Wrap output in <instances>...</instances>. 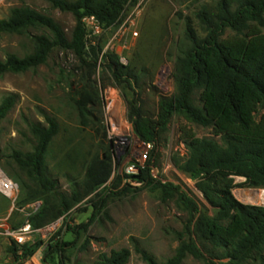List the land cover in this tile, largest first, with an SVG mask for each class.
I'll use <instances>...</instances> for the list:
<instances>
[{"label": "trees", "instance_id": "trees-1", "mask_svg": "<svg viewBox=\"0 0 264 264\" xmlns=\"http://www.w3.org/2000/svg\"><path fill=\"white\" fill-rule=\"evenodd\" d=\"M43 1L74 17L71 35L44 12L26 5L11 8L8 16L0 19V37H20L30 48L23 55L7 53L0 61V76L37 69L55 53H62L64 60L72 54L78 65L71 75L81 72L87 83L72 100L82 125H89L94 117L89 106L98 100L89 83L102 48L91 44L84 19L94 17L99 27L110 29L121 21L131 0ZM184 36L174 62L175 92L171 97H161L154 115L144 110L138 98L130 100L128 96L129 91L135 93V88L141 87L148 72L123 65L114 54L104 58L112 79L124 93L130 122L141 141L156 145L175 118L187 123L179 128L186 155L175 157L173 162L195 181L213 209L210 215L179 187L156 181L149 162L134 178L159 192L164 201L174 202L188 219L185 231L178 235L175 255L165 263L145 250L137 248V253L145 264H183L188 257L202 264H264V207L244 205L232 194L235 177L245 178L250 188L264 189V0H217L213 5H203L186 20ZM16 103L13 94L2 99L0 123ZM46 122L29 124L31 151L14 149L5 156L0 149V163L6 159L18 168L16 177L26 192L24 202L42 203L30 219L33 229L62 216L79 198L77 192L72 197L61 193L57 180L49 174L47 153L60 125L51 116H46ZM189 125L210 129L212 136L200 138ZM109 159L106 156L105 161L90 167L88 191L101 184ZM15 245L10 252L21 249L26 258L40 243ZM68 246H51L46 257ZM131 256L127 247L111 249L91 264H129Z\"/></svg>", "mask_w": 264, "mask_h": 264}, {"label": "rangeland", "instance_id": "rangeland-1", "mask_svg": "<svg viewBox=\"0 0 264 264\" xmlns=\"http://www.w3.org/2000/svg\"><path fill=\"white\" fill-rule=\"evenodd\" d=\"M216 1L148 0L136 9L138 1L132 0L121 21L107 30L99 27L94 18H85L91 44L102 48L89 83L98 93L97 104L89 106L94 113L89 125H82L72 100L75 92L87 84L81 72L71 75L72 68L78 65L72 54L64 60L62 53H55L46 65L37 69L0 76V102L9 94L17 96L15 107L0 123L2 154L9 156L14 149L31 151L33 137L29 124L46 125V116L54 117L60 131L47 153L49 174L57 180L61 193L67 197L74 192L79 194L77 202L62 216L43 228L33 229L30 219L42 203L24 202L26 192L17 180L18 168L11 161L2 160L0 168L18 183L20 191L16 199L0 193V264H91L101 253L122 247L131 250L129 264H145L137 248L165 263L175 255L178 235L185 231L188 216L174 202L164 201L159 192L134 178L149 162L150 174L156 181L174 184L196 201L202 211L213 215L195 181L180 172L173 162L175 157L186 155L179 128L187 123L175 118L156 145L141 141L130 122L124 93L112 79L104 58L114 54L123 65H130L140 73L148 72H143L141 87L135 88V93L129 91L128 96L130 100L138 98L144 110L156 114L161 97H171L175 92L174 62L178 47L185 40L186 20L201 6ZM22 5L50 15L71 35L74 17L52 9L43 0H7L0 4V19L6 18L11 8ZM29 48L20 37L2 36L0 61L7 53L23 55ZM189 126L200 138L212 136L210 129ZM141 143L145 144L144 156L138 155ZM106 156L110 159L106 161L101 184L88 191L90 167L105 161ZM245 182L243 177L234 178V198L244 205L264 207V201L259 199L264 189L250 188ZM27 227L31 234L21 242L19 234ZM14 243L18 247L37 243L40 246L32 256L24 258L21 249L15 254L10 252ZM59 243L69 246L46 257L51 246ZM183 264L202 263L188 257Z\"/></svg>", "mask_w": 264, "mask_h": 264}, {"label": "built area", "instance_id": "built-area-1", "mask_svg": "<svg viewBox=\"0 0 264 264\" xmlns=\"http://www.w3.org/2000/svg\"><path fill=\"white\" fill-rule=\"evenodd\" d=\"M7 0H0V4L5 3ZM132 1V0H131ZM138 4H137V8L138 9L141 5H143L144 3H147L148 0H137ZM89 18H94V17H89ZM95 19V18H94ZM97 23V22H96ZM146 144H150V143H146ZM139 154H141V156L143 155V153L146 152L145 150V144H142L139 146ZM144 156V155H143ZM135 168V167H133ZM133 168H130V170L132 171ZM135 170L138 171V168H135ZM133 172V171H132ZM19 185L18 183H16L13 179H11L8 174L2 170L0 168V193L3 194L4 196L11 198V199H16L19 196ZM40 205H36V207H39ZM34 209V207H32ZM29 226V225H28ZM30 227V226H29ZM29 227L23 229V233L19 234V239L22 242L23 240H26V236H29L31 234V232L29 233Z\"/></svg>", "mask_w": 264, "mask_h": 264}, {"label": "bare ground", "instance_id": "bare-ground-1", "mask_svg": "<svg viewBox=\"0 0 264 264\" xmlns=\"http://www.w3.org/2000/svg\"><path fill=\"white\" fill-rule=\"evenodd\" d=\"M260 201H264V192L261 193L260 197H259Z\"/></svg>", "mask_w": 264, "mask_h": 264}]
</instances>
